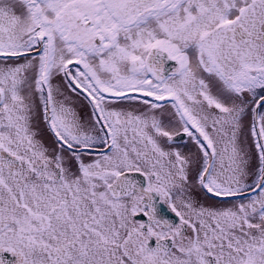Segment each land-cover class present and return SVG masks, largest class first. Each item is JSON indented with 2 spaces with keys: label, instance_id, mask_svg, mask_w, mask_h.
<instances>
[{
  "label": "snow or ice",
  "instance_id": "1",
  "mask_svg": "<svg viewBox=\"0 0 264 264\" xmlns=\"http://www.w3.org/2000/svg\"><path fill=\"white\" fill-rule=\"evenodd\" d=\"M0 264H264V0H0Z\"/></svg>",
  "mask_w": 264,
  "mask_h": 264
}]
</instances>
